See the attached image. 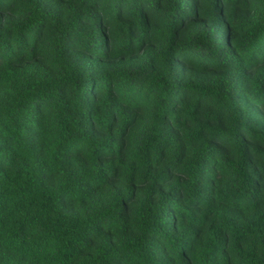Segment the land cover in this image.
<instances>
[{
  "label": "trees",
  "instance_id": "obj_1",
  "mask_svg": "<svg viewBox=\"0 0 264 264\" xmlns=\"http://www.w3.org/2000/svg\"><path fill=\"white\" fill-rule=\"evenodd\" d=\"M0 264H264V0H0Z\"/></svg>",
  "mask_w": 264,
  "mask_h": 264
}]
</instances>
